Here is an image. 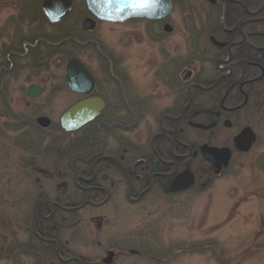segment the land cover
<instances>
[{
  "label": "flooded vegetation",
  "instance_id": "af4514ba",
  "mask_svg": "<svg viewBox=\"0 0 264 264\" xmlns=\"http://www.w3.org/2000/svg\"><path fill=\"white\" fill-rule=\"evenodd\" d=\"M24 1L19 12L0 24V113L17 119L10 110L14 100L1 93L3 78L26 69L43 72L55 55L63 59L64 74L50 98L60 91L67 93L61 99L73 98L57 119L56 138L47 145L43 136L36 146L28 143L34 154L25 168L36 190L19 212L26 232L19 250L43 264L155 260L138 249L146 232L144 217L128 210L172 200L199 182L207 184L259 140L257 125L264 123V0H171V11L163 18L122 22L99 20L85 0H70L69 12L57 22L44 14L43 0L21 17L29 3ZM74 9L81 19L66 26ZM174 11L180 19H171ZM85 19L91 27L83 25ZM130 20L142 24L136 41L135 34L108 40L97 34L99 24ZM32 23L37 26L22 27ZM177 28L185 35L177 37ZM78 50L90 52L95 64ZM73 59L92 76L88 93L72 90L66 81ZM45 94L43 82H29L20 105L27 110L55 106L43 99ZM91 98L101 100L99 112L65 131L63 113ZM39 118H47L49 125L42 126ZM29 122L41 134L54 125L44 112ZM9 124L14 126L4 122ZM246 127L254 141L247 151L238 150L235 137ZM204 145L221 149L215 158L218 174L202 156ZM40 156L49 160L39 163ZM188 174L193 177L190 187L165 191L168 183Z\"/></svg>",
  "mask_w": 264,
  "mask_h": 264
},
{
  "label": "rangeland",
  "instance_id": "374dc122",
  "mask_svg": "<svg viewBox=\"0 0 264 264\" xmlns=\"http://www.w3.org/2000/svg\"><path fill=\"white\" fill-rule=\"evenodd\" d=\"M24 2L0 0V24L10 13L19 12ZM36 2L41 4L42 0H29L21 17L30 15ZM78 16V10L74 9L65 25H74L70 21L77 22L81 19H77ZM179 17L180 13L174 11L171 19ZM39 19L42 18L39 16ZM27 26L37 25L32 23L22 27ZM141 27L142 24L135 20L120 25L102 23L98 25L97 34L106 40L111 36L119 39L135 34L132 39L136 41ZM182 30L177 28V37L185 35ZM78 51L80 56L95 64V57L90 52ZM49 62L43 72L26 69L3 78L5 88L1 93L8 100H14L10 110L17 119L0 113V264L44 263L19 250V240L26 235L21 218L24 215L20 216L19 212L25 211V200L30 199L36 190L33 177L28 176L25 168L34 154L27 146L31 143L36 146L41 136L46 145L50 139L56 138L59 133L57 119L73 98H66L67 93L61 91L60 97L55 92L56 97L50 98L52 91L62 83L64 73L60 56L51 57ZM33 81L45 84L43 99L51 100L55 106L44 104L28 110L21 107L22 89ZM64 96L65 99H61ZM37 112H44L54 122L42 134V130L29 127V121ZM4 122L14 123V126L4 125ZM257 128L259 140L254 149L238 157L235 165L220 177L203 186L199 182L192 190L178 194L172 200L128 210L144 217L146 232L138 249L155 260L130 257L125 264H264V123ZM47 159L40 156L36 160L44 164Z\"/></svg>",
  "mask_w": 264,
  "mask_h": 264
},
{
  "label": "water",
  "instance_id": "95a60500",
  "mask_svg": "<svg viewBox=\"0 0 264 264\" xmlns=\"http://www.w3.org/2000/svg\"><path fill=\"white\" fill-rule=\"evenodd\" d=\"M88 9L98 19L105 21H124L130 18H147L159 19L165 17L171 11V0H148L143 7L130 8L125 7L124 10L116 11L115 5L109 8L100 3V0H85ZM70 0H43L42 10L48 20L57 22L61 20L70 10ZM85 27H91L90 19L83 21ZM66 81L69 87L77 92L88 93L93 86L92 76L77 60H70L67 64ZM31 89V86L28 90ZM100 103V104H97ZM101 100L98 98H91L85 102L77 103L68 108L61 116L60 123L65 131H72L82 126L87 121L91 120L101 109ZM38 122L42 126H48L49 120L47 118H39ZM212 126V125H210ZM209 126V127H210ZM235 146L238 150L247 151L254 141V134L250 128L246 127L235 137ZM201 153L204 159L211 162V170L218 174L219 164L215 160L221 149L216 147L202 146ZM226 157L224 165H227ZM183 176L175 179V182L168 183L165 186V191H177L190 187L193 184V177L188 174L183 180ZM177 183V184H176Z\"/></svg>",
  "mask_w": 264,
  "mask_h": 264
},
{
  "label": "snow or ice",
  "instance_id": "6c2138e0",
  "mask_svg": "<svg viewBox=\"0 0 264 264\" xmlns=\"http://www.w3.org/2000/svg\"><path fill=\"white\" fill-rule=\"evenodd\" d=\"M148 0H100V3L111 8L115 5L116 11H123L125 7L139 8L145 6Z\"/></svg>",
  "mask_w": 264,
  "mask_h": 264
},
{
  "label": "bare ground",
  "instance_id": "6f19581e",
  "mask_svg": "<svg viewBox=\"0 0 264 264\" xmlns=\"http://www.w3.org/2000/svg\"><path fill=\"white\" fill-rule=\"evenodd\" d=\"M131 19V18H130ZM128 20V19H126ZM125 21V20H124ZM106 22H122V21H106Z\"/></svg>",
  "mask_w": 264,
  "mask_h": 264
}]
</instances>
